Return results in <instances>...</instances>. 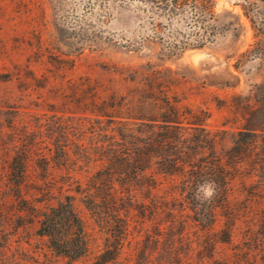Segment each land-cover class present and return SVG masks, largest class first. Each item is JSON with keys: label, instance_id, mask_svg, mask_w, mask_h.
Returning a JSON list of instances; mask_svg holds the SVG:
<instances>
[{"label": "rangeland", "instance_id": "rangeland-1", "mask_svg": "<svg viewBox=\"0 0 264 264\" xmlns=\"http://www.w3.org/2000/svg\"><path fill=\"white\" fill-rule=\"evenodd\" d=\"M162 5L0 0V172L14 143L23 140L28 149L21 192L0 182V264H264V226L255 214L264 201L245 200L238 181L229 227L220 209L208 230L205 216L196 220L179 203L106 204L97 217L77 202L89 239L85 254H59L40 233L36 208L54 200L38 188L62 180L66 134L76 143L103 99H131L139 111L138 99L164 92L213 128L234 129L260 115L264 0H187L174 11ZM205 29L213 30L211 39ZM153 69L161 72L150 91L146 74ZM68 165L79 173L93 168ZM117 242L110 258L105 247Z\"/></svg>", "mask_w": 264, "mask_h": 264}, {"label": "trees", "instance_id": "trees-1", "mask_svg": "<svg viewBox=\"0 0 264 264\" xmlns=\"http://www.w3.org/2000/svg\"><path fill=\"white\" fill-rule=\"evenodd\" d=\"M156 2L174 11L187 0ZM194 8L199 7L195 4ZM213 34L210 29L203 33L205 40ZM203 43L198 41L197 45ZM164 70L172 71L169 67ZM160 72L153 69L146 74L150 91L157 86L156 74ZM131 101L103 99L89 124H81L83 136L76 143L69 132L66 134L59 156L66 166L62 180L56 187L38 188L44 198L54 200L44 208H36L39 230L59 254L78 258L87 251L88 233L77 202L97 217L102 216L98 207L106 204L179 203L190 208L196 220L205 216L209 230L219 209L228 227L237 218V209L232 205L235 181L245 200L264 201V104L260 115L250 123L228 129L210 127L206 119L164 92L138 99L139 111L133 109ZM150 102L153 108L141 109ZM71 143L77 152L71 149ZM13 146L14 154L8 160V169L0 172V182L20 193L28 176V149L23 140ZM82 161L92 162L93 168L81 173L69 169L68 164ZM206 181L215 183V195L209 200L197 199L202 197L199 186ZM255 214L264 226V204ZM227 232L230 236L231 231ZM121 246L119 242L110 243L105 251H113L110 258H114Z\"/></svg>", "mask_w": 264, "mask_h": 264}, {"label": "clouds", "instance_id": "clouds-1", "mask_svg": "<svg viewBox=\"0 0 264 264\" xmlns=\"http://www.w3.org/2000/svg\"><path fill=\"white\" fill-rule=\"evenodd\" d=\"M216 185L212 181H206L202 185L199 186L198 192L202 194L198 196L197 199L209 200L215 195Z\"/></svg>", "mask_w": 264, "mask_h": 264}]
</instances>
